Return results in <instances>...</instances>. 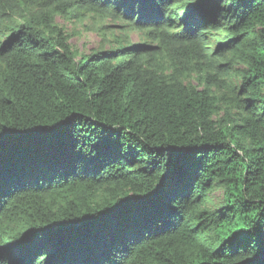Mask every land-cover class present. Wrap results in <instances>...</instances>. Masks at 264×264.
Instances as JSON below:
<instances>
[{"label":"trees","instance_id":"obj_1","mask_svg":"<svg viewBox=\"0 0 264 264\" xmlns=\"http://www.w3.org/2000/svg\"><path fill=\"white\" fill-rule=\"evenodd\" d=\"M0 264H264V0H0Z\"/></svg>","mask_w":264,"mask_h":264},{"label":"rangeland","instance_id":"obj_2","mask_svg":"<svg viewBox=\"0 0 264 264\" xmlns=\"http://www.w3.org/2000/svg\"><path fill=\"white\" fill-rule=\"evenodd\" d=\"M57 21L67 33L71 34L70 43L79 52H89L90 49L96 48L104 36H99L96 32L100 27L109 26L112 28L115 36L120 35L123 31H127V38L130 42H140L144 39V36L138 31H130L128 28L122 27L125 25L121 21H114L110 19H102L98 15H86L83 20L67 21L60 17H57ZM108 33V31H105ZM108 39H112L113 36L109 35ZM105 47L110 44L105 41L103 43ZM210 204H207V208L214 209L221 205L223 199V189L218 188L214 190L210 195Z\"/></svg>","mask_w":264,"mask_h":264}]
</instances>
